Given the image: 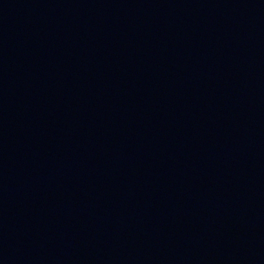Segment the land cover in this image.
<instances>
[{
	"label": "water",
	"instance_id": "95a60500",
	"mask_svg": "<svg viewBox=\"0 0 264 264\" xmlns=\"http://www.w3.org/2000/svg\"><path fill=\"white\" fill-rule=\"evenodd\" d=\"M0 264H264V0H0Z\"/></svg>",
	"mask_w": 264,
	"mask_h": 264
}]
</instances>
